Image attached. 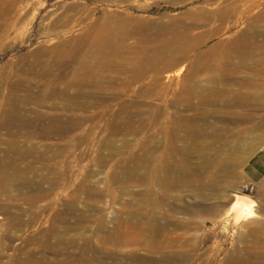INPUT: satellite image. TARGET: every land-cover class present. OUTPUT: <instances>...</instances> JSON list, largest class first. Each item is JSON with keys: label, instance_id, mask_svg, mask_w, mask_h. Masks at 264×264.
Returning <instances> with one entry per match:
<instances>
[{"label": "rangeland", "instance_id": "374dc122", "mask_svg": "<svg viewBox=\"0 0 264 264\" xmlns=\"http://www.w3.org/2000/svg\"><path fill=\"white\" fill-rule=\"evenodd\" d=\"M9 2L0 0V9ZM14 2L16 6L12 12L0 17V34L5 36L0 40V91L9 90L11 84L19 80L21 68L35 59L37 49L72 46L85 35L87 27L94 24L111 30L124 25L131 31L137 30L139 34L129 39L131 44L147 30L148 36L140 39L144 47L134 53L144 55L147 48L152 52L157 44L160 47L159 25L170 21L197 23L198 28L194 32L206 33L198 51L213 53V48L221 44L214 56H219L223 45L249 25L246 18H239L232 10L226 20H222L220 15H208V12L225 10L235 0ZM79 20H82V25H76ZM195 56L191 54V60L185 64L190 66ZM260 57L258 54L254 59ZM234 58V63L229 66L232 69L236 66L235 76L220 83L226 92L222 96L224 101L220 100L206 109L196 110L185 101L178 100L185 90L186 69L175 76L171 84L163 75L160 83H146L126 93L110 94L104 104L98 102L100 97L93 98L89 108H76L74 104L66 108L62 99L49 100L45 109L51 115L80 117L82 120L67 136L42 139L48 147L44 169L47 195L41 202L37 224L32 223L34 208L28 209L27 204L18 205L19 201L1 197L0 207L8 204L14 214L18 210L17 205L23 206L25 213L17 219L0 210V264H249L255 258L260 261L258 264H264V245L261 243L264 241V223H249L241 227L236 220L239 215L237 208L231 210L236 193L251 197L259 208H264V192L259 191L264 183V96H260L257 107H242L232 99L234 91L244 93L253 89L264 93V76L260 77L261 85L256 89L241 84L243 77L252 75L253 61H249L246 67H238L240 59ZM180 66L173 65L167 72ZM204 77V70H199L192 75V81H202ZM165 85L170 86L165 89ZM104 92L98 91L97 94ZM226 98L228 100L225 101ZM174 100L176 103L172 104ZM127 113L133 115L128 123L137 130L113 132V122L122 121L124 118L121 116ZM172 113L186 116L184 123H195L207 132L199 138L200 150L206 151L207 155L218 149H230L237 154L244 153L245 157L236 180V177L225 176L228 169L209 168L202 163L201 157L191 155L192 167L182 176L186 183L171 187L170 201L160 210H155L150 205L152 196L148 197V185L139 181L137 175L129 177L125 172L133 166L135 160L131 156L135 152L149 151L146 149L148 143L154 144L150 151H154L155 163L163 165L160 154L170 147L163 128ZM213 128L223 129L225 134L214 135ZM125 141L129 143L128 147L124 145ZM190 141L188 139L186 143ZM182 143L185 142L178 141L179 145ZM53 155L55 158L51 159ZM51 166H54L52 172L48 168ZM206 171L215 178L214 182L200 188L201 183L207 180ZM221 185L223 187L219 191L218 186ZM92 187L95 193L88 191ZM71 200L76 203V210L72 212L66 208ZM197 203L206 210L214 204L219 209L215 213H191L185 208V205ZM153 214L162 222H169L168 230L163 234L156 236L153 227L150 232L140 228L138 221L141 217ZM117 216L122 224L117 223ZM255 227L260 229L253 230ZM111 230L126 232L127 240L106 239ZM180 254L185 258H179L177 255ZM233 255H237V261ZM165 256L169 260H165Z\"/></svg>", "mask_w": 264, "mask_h": 264}, {"label": "bare ground", "instance_id": "6f19581e", "mask_svg": "<svg viewBox=\"0 0 264 264\" xmlns=\"http://www.w3.org/2000/svg\"><path fill=\"white\" fill-rule=\"evenodd\" d=\"M14 5V0L4 5L0 9V17L9 15ZM231 10L235 11L239 18H246L249 25L245 31L239 32L236 38L223 45L219 56L213 54L217 47L220 49L221 44L213 48V53L199 52L198 48L206 33L194 32L198 28L197 23L186 24L179 21L159 25L157 29L160 32L159 36L162 37L160 47L157 44L152 52H149L147 48L148 52L144 55L134 53L144 47L141 43L149 32L145 30V33L131 44L129 39L139 33L137 30H129L125 25L111 30L94 24L88 26L85 35L78 38L72 46L58 45L46 50L37 49L34 52L35 59L25 68H21L22 76L19 80L13 82L9 90L0 91V199L3 196L6 200L19 201L18 205L27 204L28 209L34 208L32 223L37 224L42 210L41 202L47 195L44 189V181H46L44 169L48 147L42 139L43 137L67 136L75 124L82 120L80 117L51 115L45 109L49 100L62 99L66 102V108L74 104L76 108L82 109V107H88L93 98L100 97L98 102L104 104L110 94L126 93L136 87H143L146 83L151 85L160 83L163 75L171 84L174 77L179 76L182 70L186 69L185 90L178 100L185 101L190 108L196 110L206 109L223 100L222 96L226 92L220 83L223 79L235 76L236 66H234L235 69L230 67L231 63H234L235 56L240 59L237 63L238 67H246L249 61H253L252 75L248 74L249 76L243 77L240 83L258 88L261 85L259 79L264 76V0H235V3L233 2L225 10L208 12V15L212 17L220 15L222 20H226ZM76 25H82V20L77 21ZM4 37V34H0V40ZM140 39H143L142 42ZM191 54L196 55V58L188 66L185 63L191 60ZM258 54H261V57L254 59ZM177 64H181L180 68L167 72L171 66ZM199 70H204L205 77L202 81L193 82L192 75L197 74ZM168 86L170 85H165V89ZM102 90L105 91L104 94L98 95V91ZM250 90L244 93L234 91L232 99L242 107L259 106L260 96L263 97L264 93ZM175 103L176 100L172 102V104ZM127 114L121 116L124 118L122 121L113 122V132H135L137 130L128 123L133 115ZM175 115L172 113L170 117L168 116L167 125L163 128L170 141V147L160 154L163 165L159 166L155 163L152 156L154 151H150L154 144L148 143L146 149L149 151L135 152L131 156L135 160L133 166L125 172V175L129 177L137 175L139 181L148 185V197L152 196L150 205L155 210H160L170 201L171 187L186 183L182 176L184 171L188 173L192 167L189 160L191 155L201 157L202 163L209 168L228 169L224 173L225 176L236 177V180L239 178L238 168L243 164L245 157L244 153L237 154V151L232 152L230 149L226 151L218 149L212 152V155H207V152L201 151L199 146V138L207 132L199 129L195 123H184L186 116ZM217 129L213 128L212 134L218 136L225 134L223 129ZM188 139L191 141L186 143ZM178 141L185 143L179 145ZM125 142L124 145L128 147L129 143ZM55 155L51 159L55 158ZM48 168L51 172L54 170V166ZM205 176L207 180L201 183L200 188L214 182L215 178L213 179L207 171ZM129 177L127 179H130ZM228 186L230 187L231 184ZM218 187L220 191L223 186ZM263 187L264 183L260 192H264ZM214 189L217 191L216 186ZM88 191L94 192L95 188H89ZM18 205V210L14 214L10 212L8 204L0 207V210L3 209L2 211L9 216L14 215L17 219H21L25 209ZM233 207L238 210L239 215L236 220L239 221L241 227L249 223L259 225L264 223V208H259L257 202L251 197L236 193L231 210ZM66 208L70 212L76 210L75 201H68ZM185 208L191 213L202 211L215 213L219 209L214 204L206 210V207L200 203L185 205ZM117 217V223L122 224L121 218ZM138 224L142 231L150 232L152 227L155 228L156 236L163 234L169 227V222H162L160 217L154 214L141 217ZM257 229L260 228H253L256 231ZM126 237V232L118 230L110 232L106 239L123 242L127 240ZM261 243L264 245V241ZM177 256L185 258L184 254ZM232 258L237 261L238 257L233 255ZM165 260H169V257L165 256ZM258 263L260 261L256 258L249 261V264Z\"/></svg>", "mask_w": 264, "mask_h": 264}]
</instances>
